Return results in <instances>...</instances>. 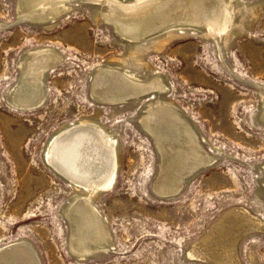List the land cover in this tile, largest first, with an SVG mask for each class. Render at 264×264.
Segmentation results:
<instances>
[{
	"label": "rangeland",
	"instance_id": "obj_1",
	"mask_svg": "<svg viewBox=\"0 0 264 264\" xmlns=\"http://www.w3.org/2000/svg\"><path fill=\"white\" fill-rule=\"evenodd\" d=\"M230 1L219 36L186 24L132 40L97 20L106 4L66 0L55 17L29 19L19 0H0V28L21 20L0 30V248L28 242L40 264H225L229 252L238 264H264V226L242 219L264 222V0ZM37 48L60 56L44 74L43 102L19 109L11 91L23 56ZM108 64L141 80L159 78L166 89L123 104L96 102L89 83ZM156 97L175 105L214 157L172 197L152 189L160 156L139 124ZM87 120L116 140L119 163L112 188L91 199L109 244L82 259L69 250L64 216L79 192L44 152L61 127ZM231 208L242 214L225 217Z\"/></svg>",
	"mask_w": 264,
	"mask_h": 264
},
{
	"label": "bare ground",
	"instance_id": "obj_2",
	"mask_svg": "<svg viewBox=\"0 0 264 264\" xmlns=\"http://www.w3.org/2000/svg\"><path fill=\"white\" fill-rule=\"evenodd\" d=\"M88 1H95L100 6L106 4V11L95 15L97 20L101 16L121 36L132 40L143 38L160 29L186 24L204 28L205 36H219L227 32L226 27L229 26L232 11L229 10L230 0ZM19 2V14L29 19L55 17L67 5L66 0ZM1 25L0 23V27ZM171 32H167L168 37ZM137 52L134 50L131 54L134 56ZM59 56L50 48L30 50L23 56L19 64L18 81L9 98L14 107L32 109L43 102L46 94L44 74L55 65ZM165 89L159 78L141 80L118 66L108 64L94 70L88 92L96 102L116 105L129 100L135 101L155 92L161 93ZM260 93L264 98V92L261 90ZM139 124L152 139L160 156L157 176L152 185L156 195L175 196L187 177L214 162L212 155L202 151L197 134L172 102L160 97L148 100L139 117ZM44 154L46 162L71 181L79 192L64 208L71 227L69 250L74 257L82 259L99 253L109 244L110 232L91 199L98 193L111 189L115 182L119 163L116 140L102 126L87 120L61 127L46 144ZM240 213L242 214L240 210L231 208L225 217L233 218ZM242 215L243 220L264 226V222L251 219L246 214ZM220 225L221 223L208 232L203 240L208 241L213 237ZM27 243L22 241L1 247L0 264H40ZM189 255L197 257L191 252ZM208 255L214 260H223L217 254ZM226 258L225 264H238L230 252Z\"/></svg>",
	"mask_w": 264,
	"mask_h": 264
},
{
	"label": "water",
	"instance_id": "obj_3",
	"mask_svg": "<svg viewBox=\"0 0 264 264\" xmlns=\"http://www.w3.org/2000/svg\"><path fill=\"white\" fill-rule=\"evenodd\" d=\"M20 21H21L20 19L15 20L14 22L9 23V24L5 25L4 27L0 28V30H2V29H6V28H9V27H11V26L17 24V23L20 22ZM117 33H118V32H117ZM118 34H119V33H118ZM119 35H120V34H119ZM64 216H65L66 220L68 221L67 216H66L65 214H64ZM68 224H69V221H68Z\"/></svg>",
	"mask_w": 264,
	"mask_h": 264
}]
</instances>
